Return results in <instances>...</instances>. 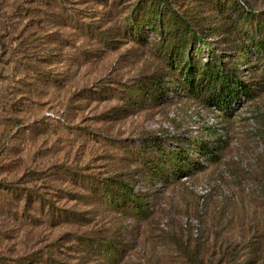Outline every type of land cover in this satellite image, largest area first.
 Instances as JSON below:
<instances>
[{
	"label": "rangeland",
	"instance_id": "374dc122",
	"mask_svg": "<svg viewBox=\"0 0 264 264\" xmlns=\"http://www.w3.org/2000/svg\"><path fill=\"white\" fill-rule=\"evenodd\" d=\"M242 1L0 0V264H264V0ZM204 66L229 84L209 106L182 83Z\"/></svg>",
	"mask_w": 264,
	"mask_h": 264
},
{
	"label": "trees",
	"instance_id": "16d2710c",
	"mask_svg": "<svg viewBox=\"0 0 264 264\" xmlns=\"http://www.w3.org/2000/svg\"><path fill=\"white\" fill-rule=\"evenodd\" d=\"M203 69L202 71H197V73L193 72V70H187L186 72H183L182 70V74H183L182 83L185 85L187 89H189L191 94H193V92H196L195 93L196 97L198 99H201V101H198V104L203 106L205 105L209 106L211 103L217 104L219 101L213 100L214 98H210L212 96V94H210V91H213V89L218 86L219 88L218 93L220 94L225 93L224 90L226 89V86L229 87V84H223V82L227 79L225 76L226 74L224 73V71L217 70L215 67L204 66ZM201 78H207L206 85L203 84L202 81H199V79ZM237 85L240 84L238 83ZM221 105L224 106V103ZM127 196L131 201L136 200V197L135 195L133 196V194H127ZM199 264H203V263L199 261Z\"/></svg>",
	"mask_w": 264,
	"mask_h": 264
},
{
	"label": "built area",
	"instance_id": "2783aa9c",
	"mask_svg": "<svg viewBox=\"0 0 264 264\" xmlns=\"http://www.w3.org/2000/svg\"><path fill=\"white\" fill-rule=\"evenodd\" d=\"M241 2L242 5H244L243 1L242 0H239Z\"/></svg>",
	"mask_w": 264,
	"mask_h": 264
}]
</instances>
